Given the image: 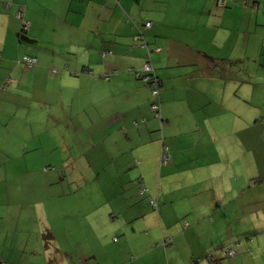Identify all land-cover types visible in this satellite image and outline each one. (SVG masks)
<instances>
[{"label":"crops","instance_id":"1","mask_svg":"<svg viewBox=\"0 0 264 264\" xmlns=\"http://www.w3.org/2000/svg\"><path fill=\"white\" fill-rule=\"evenodd\" d=\"M18 11L29 23L26 31L16 17ZM261 19L264 0H0V73L10 74L6 85L17 88L0 91V100L36 99L45 114L46 100L63 105L65 81L71 83L70 92L86 93L91 116L99 117L90 127L94 145L84 155L94 171L86 184L93 181L100 189L94 196L103 197L84 200L81 192L69 198L75 190L48 191L52 183H46L41 201L18 204L15 199L21 193L4 190L6 217L15 222L10 230L5 226L8 219L0 221V264H29L24 261L27 250L39 249L36 245L31 249L29 235H34L46 264L211 263L214 257L207 260L206 249L198 251L197 220L185 219L179 228L178 218L163 202L171 198V192L165 194L162 188L171 170L157 175L164 167L162 146L169 150L164 133L177 146L180 138L175 133L193 119L198 125L200 113L215 126L229 118L224 109L225 70L240 60L243 45L252 49L244 58L264 55ZM147 22L150 28L144 30ZM258 34L263 37L259 45ZM144 41L152 50L149 55L139 47ZM24 56L36 59L37 65L25 66ZM148 58L162 82L161 118L148 108L150 85L137 76ZM259 62L264 67V60ZM59 67L70 68V78L59 76ZM106 101L119 104L108 107ZM63 113L55 111L54 116ZM142 119L143 126L132 127L133 121ZM177 152L169 155L170 160L178 159ZM98 165H109L106 173L103 168L100 173ZM141 185L146 188L143 193ZM49 209L60 219L57 229L40 219L36 227L33 212L48 214ZM44 229L51 236L46 244L39 237ZM229 247L233 255L227 250L223 254L231 258L229 264H236V244Z\"/></svg>","mask_w":264,"mask_h":264},{"label":"rangeland","instance_id":"2","mask_svg":"<svg viewBox=\"0 0 264 264\" xmlns=\"http://www.w3.org/2000/svg\"><path fill=\"white\" fill-rule=\"evenodd\" d=\"M258 21L264 25V19ZM257 38L255 41L260 44L262 35L258 34ZM239 49L243 51L240 60L225 70L228 83H225L224 109L229 111V118L225 117L222 126H215L200 113L198 125L193 119V124L188 123L181 133H175L180 138L177 146L164 133L169 155L172 157V152L178 151V159L170 160L166 166L157 169V175L171 170L169 179L163 178L162 181L164 193L170 191L171 198L165 197L163 202L167 201L171 215L178 218V227L185 219L191 221L190 218L199 224L196 229L201 240L198 251L206 249V255L214 257L211 263L204 264H229L231 258L223 253L235 244L236 264H264V67L259 62L264 60V55L258 57L255 53L254 58H244L247 56L245 52L252 49L247 50L245 45ZM62 65L68 67V64ZM64 68H58L59 76L66 74L70 78L71 69ZM11 77L8 73L2 76L0 73L1 92L8 88L13 92L17 90L12 84L6 85ZM88 78L91 77L88 75ZM70 85L65 81L62 106L60 102L56 106L52 100L45 101V114L36 99L30 102L14 96L16 98L7 101L0 100V221L8 219L5 226L10 230L15 219L6 217L8 206L4 204V190L20 192L21 196L15 199L18 204L41 201L46 183H52L48 191L75 190L68 194L69 198L81 192L84 200L99 201L103 198L100 194L94 196L100 189L93 181L86 184V180L94 176V171L88 164V157H84L94 145L95 133L90 131L91 122L98 121L99 117L91 116L94 113L90 109L91 98L86 93L78 96L76 92H70ZM149 99L150 103L154 99L150 92L147 94ZM112 103L119 104L117 101L104 104L110 107ZM61 110H64L63 116L55 117L54 112ZM206 112L209 113V109ZM133 122V128L145 124L139 123L135 127ZM156 130L159 138L156 142L160 148L163 136L159 123ZM97 167L101 168L98 170L100 173H103L102 168L106 173L109 165ZM40 213H36V217L33 212L35 222L32 223L36 227V221L40 219L57 229L60 219L51 209L48 214ZM46 230H42L39 236L44 244L46 238L43 233ZM20 235L18 232L17 236ZM28 239L31 249H35V245L39 249L35 252L27 250L24 261L46 264L47 259L41 255L40 246L34 243V235H29Z\"/></svg>","mask_w":264,"mask_h":264},{"label":"built area","instance_id":"3","mask_svg":"<svg viewBox=\"0 0 264 264\" xmlns=\"http://www.w3.org/2000/svg\"><path fill=\"white\" fill-rule=\"evenodd\" d=\"M16 17L22 19V14L20 11H18L16 13ZM151 23L147 22L145 23L144 26V30L149 29L150 28ZM29 28V23L24 21L22 19V31H26ZM139 39L143 40V35H142V31H140V35H139ZM139 47L143 48L146 50V52L149 55V51L147 50V45L145 44V42H142L139 44ZM159 49H156V51H158ZM105 53H102V56H104ZM22 62L25 64V66L27 67H32L36 64V59L33 58H29L27 56H24L22 58ZM138 78H140V80L146 84H150L151 86V96L154 98L150 104V111L153 113V116L155 118H160V104H159V88H160V81L158 79V77H156L155 73H154V68L150 62V60L148 59V61H146L141 70L137 73ZM144 120L142 119L140 121V123H143ZM138 122H133V125L136 127L138 126ZM170 161V156L168 154V148L166 146H162V151H161V156H160V166L163 167L165 165H167V163ZM144 191H146V188L143 187V185H141V187L139 188V192L143 193ZM150 204L152 206L156 205V200L151 199L150 200ZM167 244V239H165L163 241V245ZM226 253L230 256L233 255V251L232 249H229L226 251ZM209 257H207V260H210ZM1 264H6V263H1ZM78 264H85L83 261L79 262ZM196 264H201L200 261H198Z\"/></svg>","mask_w":264,"mask_h":264},{"label":"trees","instance_id":"4","mask_svg":"<svg viewBox=\"0 0 264 264\" xmlns=\"http://www.w3.org/2000/svg\"><path fill=\"white\" fill-rule=\"evenodd\" d=\"M147 30V29H146ZM145 42V41H144ZM146 44V43H145ZM147 48H148V46H147ZM157 49V48H156ZM156 49H154V51H156ZM159 50H160V48H158ZM149 52H151L152 50H150L149 48L147 49ZM158 50V51H159ZM147 53V52H146ZM149 59V58H148ZM153 66V65H152ZM154 68V67H153ZM90 73V72H89ZM154 73H155V71H154ZM105 77H108V75L106 76H103V79H105ZM156 77H157V75H156ZM159 79V78H158ZM159 81H160V83H161V85H160V88H159V97H160V90H161V87H162V82H161V80L159 79ZM150 85V84H149ZM151 87V86H150ZM151 104V103H150ZM159 104L161 105V102H160V99H159ZM161 118V117H160ZM144 120V119H143ZM161 120V119H160ZM137 122V121H136ZM138 123H140V122H138ZM143 123H145V120H144V122ZM139 125V124H138ZM168 164V163H167ZM141 184V183H140ZM141 187V186H140ZM139 187V188H140ZM44 238H46V240H45V242L47 243V242H49V240H50V234L48 233V232H46V233H44ZM81 262V261H80ZM6 264H8V263H6Z\"/></svg>","mask_w":264,"mask_h":264}]
</instances>
